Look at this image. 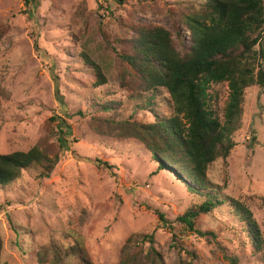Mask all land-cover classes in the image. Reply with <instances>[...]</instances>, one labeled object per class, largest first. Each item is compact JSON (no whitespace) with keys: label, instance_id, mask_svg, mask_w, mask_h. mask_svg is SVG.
Here are the masks:
<instances>
[{"label":"rangeland","instance_id":"obj_1","mask_svg":"<svg viewBox=\"0 0 264 264\" xmlns=\"http://www.w3.org/2000/svg\"><path fill=\"white\" fill-rule=\"evenodd\" d=\"M193 9L191 0H129L123 6L116 0H0V26L7 27L0 41V154L39 145L53 117L51 125L65 120L72 131L66 137L69 148L62 151L57 144L62 134L53 132L49 142L60 160L49 178L32 169L0 190L1 264H53L54 259L76 264L78 249L94 264H117L121 247L135 234H154L165 264L180 263L178 244L196 254L194 260L181 254L192 264H264V251L252 254L244 224L227 205L197 219L198 230L213 233L199 237L175 220L203 198L189 194L170 171L159 170L140 143L95 129L94 118L107 115L96 105L107 101L122 104L119 120L135 115L153 121L122 89L112 47L139 25H157L172 32L178 28L185 41L175 37L176 45L183 51L190 35L181 18ZM86 49L105 66L108 84L94 86L93 69L81 56ZM213 93L223 118L228 84L214 86ZM245 96L236 146L227 159L210 166L207 176L225 197L250 208L264 237V89L250 87ZM168 99L164 94L157 104L169 116Z\"/></svg>","mask_w":264,"mask_h":264},{"label":"trees","instance_id":"obj_2","mask_svg":"<svg viewBox=\"0 0 264 264\" xmlns=\"http://www.w3.org/2000/svg\"><path fill=\"white\" fill-rule=\"evenodd\" d=\"M125 5L129 0H116ZM193 10L184 14L182 24L189 33V47L179 50L175 37L185 41L178 28L172 32L162 26L139 25L130 37L117 40L114 55L121 65L119 80L129 100L136 101L139 110H145L152 122L138 120L135 115L117 119L122 104L107 101L97 104V111L106 116L95 117L96 132L110 138L134 141L143 145L152 155L159 170L174 174L186 185L193 196L203 201L193 204L175 220L199 237L209 234L198 230L197 219L224 205L229 207L247 233L255 256L264 251V237L250 208L233 197H225L221 188L208 180L207 172L218 159H227L236 142L235 133L242 126L246 90L253 86L264 89V0H191ZM7 33L0 26V41ZM86 65L96 77L94 86L108 84L106 71L88 49L81 52ZM127 77L131 80H127ZM228 84L229 98L223 118L217 112V96L213 87ZM58 85V82H57ZM167 94L172 113L160 112L157 99ZM57 95L61 102L62 97ZM48 120L49 132L44 140L28 152L0 154V190L18 181L24 172L39 170V178H49L60 160L54 153L55 144L49 142L58 130L59 149H68L67 136L71 126L65 121ZM68 129L66 130V128ZM112 167L111 165H107ZM264 200V198H263ZM167 228L174 227L158 213ZM174 244L178 240L173 233ZM145 243L149 249L145 250ZM154 234L130 235L121 247L117 264H165L163 255L155 247ZM179 264H192L194 252L178 244ZM76 264H94L84 249ZM1 254V248H0ZM64 259L58 263L62 264ZM1 264V263H0ZM73 264V263H72Z\"/></svg>","mask_w":264,"mask_h":264}]
</instances>
